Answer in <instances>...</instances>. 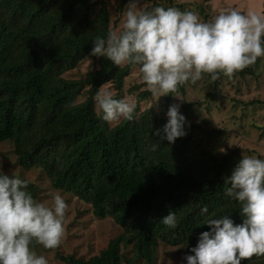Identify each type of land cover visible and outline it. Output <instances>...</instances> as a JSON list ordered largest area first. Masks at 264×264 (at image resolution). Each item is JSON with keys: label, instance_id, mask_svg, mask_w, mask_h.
<instances>
[{"label": "trees", "instance_id": "trees-1", "mask_svg": "<svg viewBox=\"0 0 264 264\" xmlns=\"http://www.w3.org/2000/svg\"><path fill=\"white\" fill-rule=\"evenodd\" d=\"M157 4L163 5L154 0L148 9ZM110 28L108 0H0V142L12 140L20 166L42 167L55 189L73 193L92 205L96 217H111L123 228L98 255H59L63 261L137 264L142 259L154 264L160 242L188 252L209 227L203 224L207 217L230 214L241 222L239 203L224 193V180L241 157L237 150L217 152L210 132L195 139L199 126L191 119L192 102L180 107L187 134L172 143L161 140L156 129L167 120L171 93L163 96L161 113L141 109L152 95L145 89L137 93L132 120L103 121L94 93L112 83L121 97L126 78L138 67L118 66L90 53L94 38ZM89 56L98 68L82 78L65 76ZM261 59L231 79L254 75ZM205 74L215 88L227 77ZM190 83L177 92L184 94ZM81 96L85 99L79 101ZM257 103L264 100L249 102ZM28 189L37 198L33 183ZM169 211L176 215L175 227L160 220ZM128 247L134 257L122 251ZM241 264H264V253Z\"/></svg>", "mask_w": 264, "mask_h": 264}, {"label": "clouds", "instance_id": "clouds-1", "mask_svg": "<svg viewBox=\"0 0 264 264\" xmlns=\"http://www.w3.org/2000/svg\"><path fill=\"white\" fill-rule=\"evenodd\" d=\"M90 53L113 64L138 66L140 79L153 97L173 94L178 86L199 80L203 73L215 79L234 73L264 57V11L225 7L211 19L193 10L157 4L150 9L142 0H127L121 26L97 35ZM97 115L111 124L134 118L137 102L117 97L107 87L93 95ZM166 122L156 129L161 140L172 143L187 134L186 117L179 103L168 106ZM30 180L0 170V264H49L34 245L56 248L64 234V197L53 192L51 203L37 199ZM224 193L240 205L241 222L230 214L207 217L209 225L198 233L196 244L184 253L182 264H241L243 258L264 253V158L241 155L224 180ZM207 213V207L202 209ZM175 227L176 215L160 218Z\"/></svg>", "mask_w": 264, "mask_h": 264}, {"label": "rangeland", "instance_id": "rangeland-1", "mask_svg": "<svg viewBox=\"0 0 264 264\" xmlns=\"http://www.w3.org/2000/svg\"><path fill=\"white\" fill-rule=\"evenodd\" d=\"M156 1L164 6L193 10L204 20L211 19L225 7H237L242 11L248 9L264 11L262 0H172V5L168 0ZM153 2L154 0H142V6L149 8ZM208 3L211 5L210 9ZM121 4L122 0H108L112 29H118L121 26L125 9V5L123 8L120 7ZM261 58L254 75L232 79L225 77L220 81L218 88H215L203 73L199 80L187 86L184 94L178 93L182 98L172 97L171 104L179 103L180 107L187 102L193 103L191 119L199 126L195 139L206 137L207 135L203 132H210L213 135L212 145L219 153L237 150L240 157L256 155L264 158V104H249L255 99L264 100V57ZM98 67L96 59L89 56L75 69L66 72L65 76L82 78L88 71ZM104 87L114 93L117 92L112 83ZM145 89L147 88L140 79L138 67H134L120 93L121 97L131 96L137 101V93ZM84 99L85 96H81L79 101ZM162 102L163 96L157 99L151 95L142 102L141 109L153 107L161 113ZM121 119L112 122L111 125ZM0 170L9 175L15 173L22 178L27 177L38 188L37 199L39 200L51 203L53 192H59L64 197L67 208L64 234L60 244L51 249H45L39 244L35 246L38 254L48 258L49 264H67L59 255L74 254L86 259L98 255L112 238L123 232V228L111 217H96L90 203L82 201L73 193L55 189L42 167L26 170L20 166L12 140L0 142ZM122 251L126 256L134 257L131 247L123 248ZM184 253L182 246H171L160 242L154 264H182ZM137 260H139L137 264H146L142 259Z\"/></svg>", "mask_w": 264, "mask_h": 264}, {"label": "crops", "instance_id": "crops-1", "mask_svg": "<svg viewBox=\"0 0 264 264\" xmlns=\"http://www.w3.org/2000/svg\"><path fill=\"white\" fill-rule=\"evenodd\" d=\"M263 6H264V0H262Z\"/></svg>", "mask_w": 264, "mask_h": 264}]
</instances>
